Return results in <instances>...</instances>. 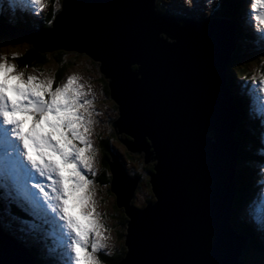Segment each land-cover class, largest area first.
<instances>
[{"label":"water","instance_id":"water-1","mask_svg":"<svg viewBox=\"0 0 264 264\" xmlns=\"http://www.w3.org/2000/svg\"><path fill=\"white\" fill-rule=\"evenodd\" d=\"M47 29L0 23L1 40L36 52L76 51L99 62L110 122L129 154L152 163V201L131 204L138 176L110 152L109 190L126 216L116 264H245L247 239L229 223L236 189L240 123L229 96L236 49L231 19L160 13L156 0H60ZM230 91L228 92V90ZM0 264H37L0 224Z\"/></svg>","mask_w":264,"mask_h":264},{"label":"snow or ice","instance_id":"snow-or-ice-1","mask_svg":"<svg viewBox=\"0 0 264 264\" xmlns=\"http://www.w3.org/2000/svg\"><path fill=\"white\" fill-rule=\"evenodd\" d=\"M26 3L44 7V0H7L9 6ZM251 9L264 40V0H251ZM35 73L16 71L0 55V177L16 197L5 196L0 211L10 218L9 225L21 219L12 212L13 203L37 215L54 213L68 237L66 264H100L96 253L106 238L88 178V173L95 175L96 158L92 89L77 74L53 87V77ZM259 86L264 93V73Z\"/></svg>","mask_w":264,"mask_h":264},{"label":"rangeland","instance_id":"rangeland-1","mask_svg":"<svg viewBox=\"0 0 264 264\" xmlns=\"http://www.w3.org/2000/svg\"><path fill=\"white\" fill-rule=\"evenodd\" d=\"M56 1V0H55ZM59 1L56 2L50 1V0H44V7L41 10L36 5L31 4H25L21 6H15V8L18 9L20 13L23 11H26L29 14V17L31 19H35L37 23H44L48 24V19L50 17V14L55 15V13L59 10ZM162 4H164L167 8V12L169 14H173V12L178 11L180 14H186V15H180V16H188L187 14H190L193 18L199 19L204 18L207 19L208 17H217V11H221L223 5L220 0H213V4H209L208 0H160ZM232 0H224L225 6L232 5ZM1 3H7V0H0ZM246 15H244V18L247 20V24L255 26L254 28L259 29V24L252 20V9H251V0L246 1ZM245 2V3H246ZM6 7V6H5ZM6 13L7 17H12V12L8 9L3 10ZM15 11V10H14ZM36 14V15H35ZM53 16L50 22V25L47 27L49 28L51 26ZM252 36L254 34L255 37H258L259 39V47L253 48L250 51H240V56L237 58V66H234L233 69L239 72V76L242 75L243 78H245V83L251 82L253 84V80L256 81V84L254 85V89L256 90V106L259 107L261 110V113L264 114V93L259 92V80L261 79V74L264 73V40L260 39L258 33L251 32ZM253 36V37H254ZM254 37V38H255ZM5 41V40H2ZM7 42H2L1 44V52L0 55L6 56L8 61L15 64L13 61V53H16V56H19L20 54H23L30 45L23 41H17V40H6ZM257 52H254L256 51ZM58 52V51H56ZM61 52L64 53V58L67 60V66L68 68H65L63 71H59V63L55 61L51 55H49V62L46 63L44 66L36 70L37 75H40L43 73L46 76L53 77V80L55 81L57 78H60V82L58 84H63L67 77L72 74H77L81 79L80 82L84 83L86 88L91 87L92 91L89 93L88 98L92 100V111H93V119L94 124L92 126V135H91V141L93 144L94 149L96 150V158L94 161V170L95 175H92L91 173H88V178L93 181V187L95 189V202H96V208L97 211L100 213V219L103 224V236L106 238L104 240L105 247L98 251L103 254H106L108 257L112 258L113 253L117 250L119 251L124 247L122 239V236L119 235L118 230H120L119 226L124 227L125 222L121 220V216H124L122 208H118L115 205V197L112 192L109 190V180L108 182H104L102 179V173L105 171L104 167V154H105V145L110 146L112 148V153H115L118 155L120 162L123 164L125 170L132 176H138L139 183L137 185V188L135 189L134 195L132 197V205L135 207H143L145 203L147 202L148 198H151L153 200V196L151 194L149 184H148V168L150 166L152 167V163H145L143 164V155L142 153L138 155L129 154L127 152L126 147L124 144H122L119 140H123L124 134H118L117 138L114 136L113 128L110 126V122L116 118L117 111L116 106L114 102L109 98V95L106 92V85L104 84L103 80L106 82V79H104L99 72L98 64L99 62L93 61L88 55L84 53H78L76 51H64ZM48 54H53L49 53ZM63 69V67H62ZM16 71H23L25 74L29 72H33L34 69H20L16 66ZM103 80H102V79ZM242 80V79H241ZM243 81V80H242ZM239 83L241 81H238ZM251 89V88H247ZM108 91V89H107ZM232 93V92H231ZM237 96V95H236ZM241 106V105H240ZM261 138H264V133H262ZM114 151V152H113ZM259 169V176L262 175V181H261V189L255 191L254 187L253 190L255 192L261 191L259 194L252 193L253 197L252 201L249 203V211H245L246 209L243 208L241 210V213H238L239 221L242 220L243 216H246L248 213L252 214V216H255L254 223L256 224L255 229L260 233V236H257V234L254 231L255 237L257 238V243H260L262 245L261 248H248V244H246V247L242 251V254L240 256L241 260L245 264H264V251L259 252L258 249H262L264 245V164L258 165ZM263 167V169H262ZM255 167V169H258ZM107 169V168H106ZM105 174L109 176L108 169L105 171ZM257 171L256 173L253 172L250 174L249 177H247V183L249 182L251 175L254 177V181H257ZM2 182L4 185L2 188H0L2 191L12 193L10 192L9 185L6 182V179L3 178ZM13 194V193H12ZM260 202V204H258ZM263 212V213H262ZM26 213V211H25ZM53 216H55L54 213H49ZM29 215L32 217L33 221H42L41 223L47 224L52 228H54L57 232V225L60 229V234L62 232L63 228V222L58 219V217L55 216L59 224L56 223L54 219L52 221L49 220L47 216L42 217V215H37L32 212L29 213ZM0 216H4L0 213ZM9 219V217L5 218ZM4 219V221H5ZM123 223H121V221ZM9 225V223H8ZM60 225V226H59ZM8 229H10L8 232L13 234V236L20 235V232L18 229H24L29 230V226L23 224L21 221H17L15 223H12L9 225ZM125 229V228H124ZM21 230V232H22ZM46 231V230H45ZM52 233V232H49ZM124 233V230H122V234ZM54 234V233H53ZM62 237L65 236V232L61 234ZM24 237H27V243L31 242L30 237L23 235ZM57 236V235H56ZM55 236V237H56ZM57 238V237H56ZM44 241H46L45 244L41 246L37 245L36 242H33V245L37 248L39 251L50 252L49 247L45 249L46 245H50V241H54L52 235H44L43 237ZM61 241L63 239H60ZM59 240V242H61ZM57 242V241H56ZM63 242V241H62ZM248 243V242H247ZM29 244V243H28ZM64 244V243H63ZM39 246V247H37ZM125 250V248H123ZM257 249V250H255ZM247 250H250V254L252 257H246L247 254L245 253ZM65 255H68L66 249L63 250ZM98 259L100 258L98 254H96ZM247 258L246 261H244V258ZM65 258L70 259L69 256H65ZM100 264H109L108 262H103L101 260Z\"/></svg>","mask_w":264,"mask_h":264},{"label":"trees","instance_id":"trees-1","mask_svg":"<svg viewBox=\"0 0 264 264\" xmlns=\"http://www.w3.org/2000/svg\"><path fill=\"white\" fill-rule=\"evenodd\" d=\"M54 1L55 0H50ZM222 3V9L221 11H217V15L221 17H225L228 19H231L234 22L235 26V31H236V41H237V46L235 49V52L232 55L231 60L228 62V77H227V84L231 89V98L235 102L236 107L239 112V117H240V123L238 125V128L236 129L235 136L240 143L239 148H238V153H237V161H236V171H235V180H236V189L234 193V198L231 204V214H230V219L229 223L231 227L235 230V232L242 234L243 236L246 237L247 239V244L248 248H261L262 245L260 243H257V238L255 237L254 231L257 234V236H260V233L255 229L256 224L254 223L255 216H252V214H247L246 216H243L242 220L239 221V216L238 213H241L243 208H245V211H249V203L252 201V198L254 194H256L255 191L259 190V182L262 179V175L260 174L259 176V169L258 165H263L264 164V147L263 144L261 143V138H260V130H263L262 123L264 122V114L260 113L259 111L253 110V104L255 103L254 97H257L256 95V90L254 89V85L249 82L245 83V78L242 77V75H238L239 72L237 73L236 70L233 69L234 66H237V58L240 56L239 52L243 50L244 51H250L253 48H258L259 47V39L258 37H255L254 34L253 37L250 33L253 31L256 33L257 29L254 28L255 26H251L249 24L244 23L245 20H243V16L246 15V9H245V2L247 0H232V5L230 4L229 6H225L224 0H220ZM2 6H0V21H7V22H13L14 24L20 26V28L23 27H36V28H45L50 25L51 19L53 14H50V17L48 19V24H42V23H37L36 20H31L27 17L26 14L22 13L19 14L20 17L16 16L14 17L15 19H8L6 20V17L3 15V11L1 10ZM156 9L157 11H160V13H168L167 8L160 0H156ZM173 14H176L177 16L180 17V14L178 11L173 12ZM260 27V25H258ZM2 42H7L2 41L0 39V52H1V44ZM256 50V49H255ZM254 52H257L254 51ZM49 55L55 59L57 63H59V71H63L65 68H68L67 66V60L64 58V53L63 52H55L53 54H48V53H39L36 52L33 48L29 47L28 50H26L23 54H20L19 56H16L13 58L14 63H16L17 68L20 69H35L38 70L42 66H44L46 63L49 62ZM27 65V67H25ZM63 67V69H62ZM102 79V78H101ZM243 81H242V80ZM103 80V79H102ZM238 81H241L239 83ZM60 82V78H57L54 83L53 87H55L58 83ZM104 84L107 87L106 82L103 80ZM241 85V86H240ZM240 87V88H239ZM251 88V89H247ZM229 89V90H230ZM245 91V92H244ZM106 92L108 94L107 88ZM254 93V97H253ZM237 95V96H236ZM241 105V106H240ZM256 106V104H254ZM253 110V111H252ZM254 112L249 115L248 112ZM264 113V112H263ZM264 125V124H263ZM114 136L117 138L115 133L113 132ZM123 139H126L125 135H123ZM105 154H104V167L105 171L107 170V163L106 159L110 156V152L112 153V148L110 146L105 145ZM114 152V151H113ZM257 167L258 169H255ZM152 167L148 168V172H150ZM263 169V167H262ZM105 171L102 173V179L104 182H108L110 177L108 178V175L105 174ZM257 171V181H254V177H252L247 183V177L250 176L251 173ZM128 173V172H127ZM129 174V173H128ZM130 175V174H129ZM132 176V175H131ZM135 176V175H134ZM140 176V175H138ZM106 177V178H105ZM255 188V191L253 193V189ZM253 193V195H252ZM148 201H152L151 198L147 199ZM0 202H6L4 197L0 196ZM253 203V201H252ZM132 204V201H131ZM260 204V202L258 203ZM248 206V208H247ZM0 207H2V204H0ZM12 212L21 219L19 221H22L23 224L31 223L32 222V227L29 228V230H22L18 229L20 232V235H16L15 238L21 243L25 244L28 246L30 252L33 254V256L36 259L37 264H60L56 256L50 252H44V251H38L37 248L33 245V242H36L37 245L41 246L44 243V233L45 230L48 229L47 226L43 223H39L37 220L33 221L31 216L20 209L17 208V205L13 203L11 205ZM0 213L4 216H0V224L3 227V229L8 232L10 227L8 225L9 219H5L8 217V215L4 211H0ZM263 213V212H262ZM5 219V221H4ZM124 222L126 221L125 216H121L120 218ZM120 220V221H121ZM121 221V223H123ZM124 225V223H123ZM120 230H118V233L120 236H122V230H124V227L119 226ZM22 230V232H21ZM9 233V232H8ZM11 234V233H10ZM13 235V234H11ZM23 235H26L30 237L31 242L27 243V237H24ZM261 237V236H260ZM264 242V240H263ZM37 246V247H39ZM120 249L119 251H115L113 253V257L110 258L106 254H103L101 252H97L98 256L100 257L99 260L103 262H108L109 264H116V262L119 260L120 257H122L125 253V250ZM257 250V249H255ZM250 250H247L245 253L247 254L246 257H252V255L249 252ZM259 252L264 251V245L262 249H258ZM244 258L243 260L246 261L247 258Z\"/></svg>","mask_w":264,"mask_h":264},{"label":"bare ground","instance_id":"bare-ground-1","mask_svg":"<svg viewBox=\"0 0 264 264\" xmlns=\"http://www.w3.org/2000/svg\"><path fill=\"white\" fill-rule=\"evenodd\" d=\"M245 4H247V2L245 3ZM23 5H25V4H23ZM0 6H2V8H1V10L3 11L4 9H5V4L4 3H1L0 4ZM245 7H246V5H245ZM22 13H24V14H26L27 15V17L29 18V19H31L30 17H29V14L26 12V11H23ZM22 13H20L19 11H14V9H13V13H12V17H8L9 19H15L14 17H16V16H18V17H20V15L19 14H22ZM36 15V14H35ZM7 17V16H6ZM180 17H182V16H180ZM243 20H247L246 18H244V16H243V18H242ZM31 20H35V19H31ZM244 21V23H246L247 24V22H245ZM4 23H6V24H8V25H11V26H14V27H16V28H20V26H18V25H16V24H14L13 22H7V21H4ZM234 23V22H233ZM235 25V24H234ZM21 29H26V30H28V29H37L36 27H23V28H21ZM8 41L10 40V39H7ZM11 41V40H10ZM30 45V44H29ZM230 90H228V92H229ZM232 94H231V92H230V95L229 96H231ZM3 178V177H2ZM25 211H26V213L27 214H29L30 212H31V210L30 209H25ZM42 217H45L44 215H42ZM42 221H39V223H41ZM45 226H47L48 228H51L50 226H48L47 224H45ZM57 230L60 232V229H59V227H58V225H57ZM57 237V239L58 240H60V239H62V235H57L56 236ZM61 241V240H60ZM63 241V240H62ZM39 251V250H38Z\"/></svg>","mask_w":264,"mask_h":264},{"label":"flooded vegetation","instance_id":"flooded-vegetation-1","mask_svg":"<svg viewBox=\"0 0 264 264\" xmlns=\"http://www.w3.org/2000/svg\"><path fill=\"white\" fill-rule=\"evenodd\" d=\"M106 178V177H105Z\"/></svg>","mask_w":264,"mask_h":264}]
</instances>
